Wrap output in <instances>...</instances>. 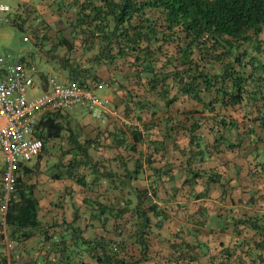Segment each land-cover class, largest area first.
Listing matches in <instances>:
<instances>
[{
  "label": "trees",
  "instance_id": "obj_1",
  "mask_svg": "<svg viewBox=\"0 0 264 264\" xmlns=\"http://www.w3.org/2000/svg\"><path fill=\"white\" fill-rule=\"evenodd\" d=\"M51 1H60L57 13L61 17L53 35H42L43 41L53 43L49 53L60 48L69 52L81 49L86 59L72 65L73 58H62L59 63L67 78L89 89L100 84L114 88L117 111L126 117L151 114L146 139L137 131L131 133L135 143L147 141L159 150L164 144L156 145L152 132L159 129L158 135L174 139V143L180 136L187 138L183 153L189 156L194 146L201 145L196 134L202 133L203 121L192 119L188 128L191 114H264V0ZM174 109L182 120L173 124L170 114ZM72 120L57 112L41 122L44 148L38 160H43L49 143L69 141L63 156L72 158L67 166L56 165L64 169H59L58 177L66 170L68 177H80L86 184L87 175L78 173L82 167H93L89 189L97 183L102 187L103 179L112 183L106 189L114 190L112 195L101 192L109 198L95 201L101 237L84 242L89 262L79 255L68 257L69 238L51 243L52 250H45L41 243L50 240L38 219L39 202L19 181L6 214L7 230L18 242V250L37 232L40 239L35 250L44 260L53 251V256H59L54 264H60V259L63 264H264L263 225L251 218H234L231 230L230 223L212 228L205 206L169 203L181 193L179 188L164 199L157 196L156 188H134L133 203L124 189L139 174V160L135 170L125 169L117 184L112 174L98 175L89 153L93 146L128 149L124 135L120 130L91 128L92 139L82 141V133L71 127ZM164 122L170 125L166 134L161 129ZM130 148L132 153L137 151L135 145ZM189 168L185 183L181 181L183 187L189 182L192 187L199 177L196 169ZM21 171L27 173L24 167ZM95 210L90 209V217ZM2 226L0 220V229ZM73 235L80 238L76 232Z\"/></svg>",
  "mask_w": 264,
  "mask_h": 264
},
{
  "label": "crops",
  "instance_id": "obj_2",
  "mask_svg": "<svg viewBox=\"0 0 264 264\" xmlns=\"http://www.w3.org/2000/svg\"><path fill=\"white\" fill-rule=\"evenodd\" d=\"M108 96L114 102L113 94L110 93ZM150 116L151 114H131L126 117L119 113L118 117L108 119L114 124L107 125L105 128L96 125L101 132L117 133L120 130L121 135H124L128 149L124 146L122 150L117 145L106 147L110 150H119L111 156L117 163L122 162L121 166L123 164L124 169L133 171L132 157L136 155V152L132 153L130 147L135 145L137 151H142L135 158L136 162L141 156V171L134 179H130L128 188H125L128 191L125 192L126 196L127 193L131 194L128 199L130 198L135 203L133 188L146 191L156 188L157 196L163 199L169 193H176V189L179 188L181 193L169 203L181 206L186 204L205 206L209 211L206 219L212 228L216 229L218 225L230 223L229 230H231L234 228L232 226L234 218L242 220L251 218L264 226V162L262 161L264 114H191L188 128L192 124V119L200 118L203 121L200 123L202 133L196 134V139L201 141V145L194 146L189 156L183 153V150L188 148V139L184 136L178 137L174 143V139L169 141L157 134L159 129H154L152 132H154L153 140L157 141L156 145L160 142L164 144L159 146V150H155L154 146L147 141L135 143L132 140L133 131L145 137L146 125L150 121ZM170 116L173 124L182 120V114H170ZM169 127L170 125L164 122L161 127L162 133L166 134L168 131L166 128L169 129ZM46 167L43 160L37 159L26 164L24 171L27 173L25 175L23 171L20 173L23 188L27 190L26 192L32 190L39 202L38 219L45 226L47 238L50 240L46 244L41 243V246L46 245L45 250H52L51 243H59L60 239L68 238L67 243L75 246L76 237L73 232L80 235L84 242L100 238L101 219L99 211L94 208L95 201L103 197L107 199L109 196H102L101 192L90 190L87 184L81 183L80 177H68L66 170L61 177H58L57 172L44 171ZM189 167L196 169L199 177L192 187L189 186L190 182L183 187L181 181L185 183L187 174L189 175L190 172ZM136 183L139 184L136 186ZM199 195L204 196L197 197ZM61 196L64 200L60 199ZM118 196L119 194H116L115 197ZM159 204L162 205L160 202ZM91 208L95 211L91 214L92 217L85 220L82 214H88ZM35 234L32 241L20 244L18 251L21 254L17 252L14 256L12 247H8L10 238L6 234L5 227L2 226L0 229V235H2L0 237V264H31L32 259L36 264H39L41 259L45 264H54L58 261L59 256H53V251L49 252L48 260H44V257L38 254L35 248L39 247L36 242L39 241L40 236L37 232ZM234 237L235 235L231 234V238L234 239ZM79 256H83L86 262L90 261L83 254ZM59 263L63 264L61 259Z\"/></svg>",
  "mask_w": 264,
  "mask_h": 264
},
{
  "label": "built area",
  "instance_id": "obj_3",
  "mask_svg": "<svg viewBox=\"0 0 264 264\" xmlns=\"http://www.w3.org/2000/svg\"><path fill=\"white\" fill-rule=\"evenodd\" d=\"M10 12V6L0 1V26L3 21L11 22L9 17H2ZM30 40L37 42L32 36L24 37V41ZM38 77L46 85V92L40 95ZM59 79L46 77L29 61L9 63L0 56V216L6 234V214L21 170L36 161L44 148L41 122L57 112L70 115L78 107L97 120L119 115L111 97H100L92 88L68 78Z\"/></svg>",
  "mask_w": 264,
  "mask_h": 264
},
{
  "label": "rangeland",
  "instance_id": "obj_4",
  "mask_svg": "<svg viewBox=\"0 0 264 264\" xmlns=\"http://www.w3.org/2000/svg\"><path fill=\"white\" fill-rule=\"evenodd\" d=\"M3 3H6L10 6L11 12L8 14H3L2 17H9L11 19V22L3 21V23L0 26V56L3 57L5 60H7L9 63H18L22 60L29 61L36 65V67L39 69L41 73H43L46 77H56V79H59L60 77L67 78L68 73L67 71H64L62 68V65L59 63L61 62L62 58L69 56L73 64L77 65L80 63L85 62V57L83 56L81 49H78V51L75 52H69L65 48H60L57 51H53L49 53L53 48V43H48L47 41H43L42 35L48 34L49 36L53 35L56 31L57 21H59L61 14L57 13V9L61 8L60 1H51V0H0ZM50 6H47L49 5ZM27 12H29L27 14ZM15 20V22H13ZM13 22V23H12ZM25 36H32L36 39V43L32 40L30 41H24ZM262 39H264V33L261 36ZM69 79V78H68ZM41 80L39 77L37 78L39 90H37L38 95L44 94L46 92V85L41 84ZM102 85L103 87L100 89L99 86ZM95 88H92L96 91V93L100 97H105L111 94H113L114 104L113 108H116V97L113 93L114 88H110L109 86L105 88L104 84H100ZM110 88V89H109ZM34 93H31L30 95H33ZM171 114H179L178 111L175 109L171 111ZM72 120L71 127L75 129L76 132L82 133L80 136V139L82 141H86L88 138L92 139V136L90 135L91 128H96V125L105 128L107 125L114 124L111 120L108 119H95L93 118L89 112L86 109H83L81 107H78L76 111L72 114H70ZM81 128V129H80ZM129 140V138H128ZM68 142L61 143L60 139L55 142H51L47 145V150L44 153L43 162L47 165V167L44 169V171L50 170L49 172H58L59 169L64 171V169L56 168V165L58 163H62L65 166L69 164L71 161L72 155L63 156L65 153V150L67 149ZM122 150H124L122 148ZM119 150H110L104 149V147L98 148V146H93L89 153L92 156L93 164L97 167L96 172L98 171V175L102 176L101 174H112V179L117 180V184L119 183V179L123 178L125 174L124 166L121 163L122 162H116L115 159H113V156L111 154H114V152H118ZM54 152V153H53ZM107 152V153H106ZM142 151H136V155H133V170H135L137 166V161L135 162V158L140 154ZM116 154V153H115ZM61 155V157H60ZM130 157V156H129ZM139 160V167L137 168L139 173L141 171V156ZM262 161L264 162V156L262 158ZM66 168V167H65ZM93 167L92 168H86L82 167L78 174L80 175H87L86 184L87 186L90 185V183L93 181L94 175L93 174ZM92 175V176H91ZM135 176H138V174H135ZM102 180V179H101ZM138 179H136L137 181ZM97 181H99L97 179ZM140 182V181H138ZM103 183L102 187H100V184H94L92 186V189L95 192H104L108 193V195H112L111 193L114 192V190L107 191L106 189L112 185L108 180L103 179L101 182ZM139 183H136V186ZM134 189V188H133ZM128 192L124 189V193ZM131 195L130 193H127V196L129 197ZM133 195V194H132ZM135 198V196H133ZM61 200H64V198L61 196ZM85 213V212H84ZM82 217L86 220V218H90V212L88 214H82ZM1 220V216H0ZM10 238V244L8 247H12V254L15 256L18 252L17 246L18 242L12 240L11 236L8 234ZM68 238V237H67ZM74 243L76 245H69L67 252L69 253L68 257L72 255V257H77L78 255L83 254L88 257L87 254V246L84 243V240L82 238H78L77 240H74ZM74 246V247H73ZM74 249V250H73ZM84 250V252H83ZM83 259V258H82ZM88 259V258H87ZM33 264V263H31ZM39 264H45L43 259L39 262Z\"/></svg>",
  "mask_w": 264,
  "mask_h": 264
},
{
  "label": "clouds",
  "instance_id": "obj_5",
  "mask_svg": "<svg viewBox=\"0 0 264 264\" xmlns=\"http://www.w3.org/2000/svg\"><path fill=\"white\" fill-rule=\"evenodd\" d=\"M13 22H14V21H13ZM13 22H12V23H13ZM43 75H44V74H43Z\"/></svg>",
  "mask_w": 264,
  "mask_h": 264
}]
</instances>
